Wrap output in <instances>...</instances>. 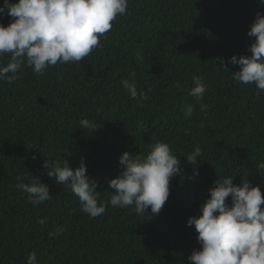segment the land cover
Here are the masks:
<instances>
[{
	"label": "trees",
	"instance_id": "trees-1",
	"mask_svg": "<svg viewBox=\"0 0 264 264\" xmlns=\"http://www.w3.org/2000/svg\"><path fill=\"white\" fill-rule=\"evenodd\" d=\"M258 11V0H128L126 14L82 61L43 75L22 64L19 79L0 81V264H26L33 251L38 264H192L188 256L200 246L186 221L200 215L213 181L247 179L264 196V91L234 81L239 65L228 62L250 55L247 31ZM12 19L0 15V24ZM9 59L4 54L0 65ZM194 76L207 86L202 100L188 95ZM124 79L147 99H131ZM82 119L98 129L83 128ZM157 142L170 146L181 167L160 212L112 207L107 181L120 174L119 157L146 155ZM197 146L193 175L186 158ZM46 157L72 168L83 158L105 213H83L78 197L46 175ZM17 176L27 184L38 177L51 198L33 205L16 189ZM61 227L58 238L49 235Z\"/></svg>",
	"mask_w": 264,
	"mask_h": 264
},
{
	"label": "clouds",
	"instance_id": "clouds-1",
	"mask_svg": "<svg viewBox=\"0 0 264 264\" xmlns=\"http://www.w3.org/2000/svg\"><path fill=\"white\" fill-rule=\"evenodd\" d=\"M258 2L264 6V0ZM127 8L128 0H17L15 3L4 0L0 15L13 19L7 26L0 24V57L10 54L9 62L0 65V81L13 83L19 79L22 64L36 75H43L57 63L82 61L101 46L100 38L111 30L117 16L126 14ZM247 35L254 38L247 49L250 55H233L228 60L239 65V71L231 73L232 79L245 85L254 84L264 91V13L255 14ZM219 59L223 65V58ZM121 83L131 99L135 100L138 95L147 99V93H138L134 81L124 79ZM193 85L188 95L202 100L206 84L201 77L194 76ZM200 108L207 110L204 104ZM192 111V106H188L185 116L190 117ZM80 125L94 131L98 129L88 119H82ZM204 126L203 122L199 124L201 128ZM35 147L36 144L30 148ZM148 147L150 151L146 155L133 156L126 151L119 157L122 170L116 178L107 181L109 188L115 189L107 202L112 207L134 206L138 215L150 208L152 213L158 214L167 201L170 180L181 172L180 161L167 143L157 142ZM201 155L202 150L197 146L186 158V162L194 166L193 175L199 174L196 169ZM42 166L48 177L66 185L78 197L83 213L92 218L105 213L106 204L98 203L100 193L95 191L96 182L86 175L83 158L76 168L70 167L67 160L47 157ZM260 167L264 168V164ZM16 180V189L27 194L33 205L51 198L48 186L38 177H32L30 184L24 183L21 176ZM229 197L230 205L226 202ZM262 205L264 196L260 187L253 186L247 179H242L239 186L233 183V176L213 181L208 198L199 205L200 215L186 221L187 226H194L200 246L188 260L192 264H264ZM37 222L46 223L45 220ZM63 232L61 227L49 235L58 238ZM26 264H38L34 251L28 254Z\"/></svg>",
	"mask_w": 264,
	"mask_h": 264
}]
</instances>
